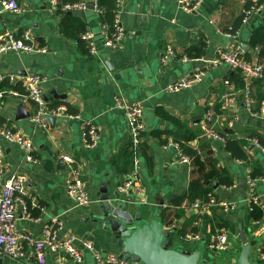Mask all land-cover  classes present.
Returning a JSON list of instances; mask_svg holds the SVG:
<instances>
[{
	"label": "crops",
	"instance_id": "1",
	"mask_svg": "<svg viewBox=\"0 0 264 264\" xmlns=\"http://www.w3.org/2000/svg\"><path fill=\"white\" fill-rule=\"evenodd\" d=\"M15 1L21 12L0 15V35L11 32L20 39L22 32L29 30L46 52H5L0 55V75L42 76L46 106H63L66 114L53 116V124L46 121L45 127L39 126L31 121L36 105L22 103L9 93L22 86L15 87L7 79L0 81V92L6 94L0 103L2 125L28 135L35 148V161L29 162L19 146L0 137L4 169L0 187L13 174L26 178L20 193L25 203L15 206L17 229L40 236L56 219L62 224L59 238L74 236L79 249L83 241H90L103 254L119 255L109 228L94 219L99 189L107 183L120 200L140 206L144 216L175 228V249L202 251V258L212 264H234L242 247L238 237L241 228L249 239L258 241L255 258L264 264L259 254L264 250V152L253 143L256 140L264 147V80L249 81L254 101L249 109L240 92L243 82L239 71L225 63L201 61L215 57L219 49L231 51L236 47L243 59L259 61L264 42L251 47L249 40L253 31L264 26V0H202L191 13L180 8L179 0H123V38L113 49L104 46L102 21L87 7V0H79L86 2V9L66 12L58 10L57 0ZM254 4L259 11L242 23L245 9ZM66 15L80 20L85 30L93 33L97 55L89 54L75 38L63 33ZM197 71H203L198 82L169 91L176 81ZM231 85L239 92L235 101L224 107L223 96ZM116 97L143 105L144 131L137 148L130 145L125 113L116 107ZM18 107H22L19 112ZM209 110L214 113V130L226 138L224 143L203 134L204 116ZM90 125L99 135L93 147L83 141ZM169 143L195 151L202 160H215L223 178L231 182H214L213 193L233 203L231 210L214 208L202 215L186 207L187 201L173 203L187 192L192 167L178 160L176 149ZM64 155L71 156L80 167L91 198L86 206L77 205L66 193ZM134 169L139 172L141 194L120 192L118 187ZM248 177L258 180L255 190L263 205L256 209V218L250 216L245 200ZM218 227L228 231L229 244L224 251L207 247L209 235ZM1 264H35V260L32 256L20 260L2 256ZM46 264L94 261L87 253L77 263L68 254L57 252L46 255Z\"/></svg>",
	"mask_w": 264,
	"mask_h": 264
},
{
	"label": "built area",
	"instance_id": "2",
	"mask_svg": "<svg viewBox=\"0 0 264 264\" xmlns=\"http://www.w3.org/2000/svg\"><path fill=\"white\" fill-rule=\"evenodd\" d=\"M202 0H179L180 8L191 13L197 9ZM92 9L97 15L101 13V9L98 7L96 0H92ZM123 0H115L114 9L115 16L112 24L113 31L110 34L107 25L101 23V34L103 44L109 49L115 48L123 38V28L120 22V12L122 9ZM72 8L86 9V2H75L63 4V10H71ZM259 11V7L256 4L245 9L242 16V23H247L250 16ZM3 12L19 13L21 7L15 0H0V15ZM82 41L86 45L88 53L91 55H97V49L95 46V37L93 33L86 29L80 35ZM257 50V49H256ZM5 52L13 53H45L46 48L39 46L35 43L33 36L29 30L22 32L20 39L16 38L11 32H5L0 35V55ZM259 61H247L243 59L241 50L236 47L229 50H218L217 55L213 58H203L206 64L218 65L219 63H225L231 67V69L238 70L243 87L240 89L243 101L247 108H251L254 101L251 95L249 81L252 79L264 80V55L258 57ZM203 76V71H197L192 73L188 77H184L172 84L168 89L172 92L180 91L184 88L190 87L193 83L198 82ZM7 79L11 85L20 84L23 88V92L16 90H10V95L18 98L22 103H34L36 105V112L31 117V121L39 126H46L47 116H56L63 112L65 108L57 107L49 109L46 106V100L44 99V92L42 89V83L44 78L37 74H29L24 77L18 75H0V81ZM226 84H230L227 80ZM230 90L223 96V106L228 107L235 101V97L238 90H234L232 85L229 86ZM3 96V92H0V97ZM115 105L125 113L129 140L131 147L137 148L142 140V132L144 131L143 123V105L141 102L128 101L122 97L115 98ZM63 115V116H64ZM78 118V116H75ZM214 113L207 111L204 116V122L202 125L203 134L209 138L216 139L222 143L226 141V138L218 134L214 128ZM83 141L87 147H93L96 145L99 135L94 126H89L86 132L83 134ZM0 137L10 143H14L19 146L25 155V158L29 162H34V144L32 139L21 132L20 130L12 129L10 127L0 124ZM254 145L259 147L264 152L262 147L256 140H253ZM169 146H173L178 155V160L190 164V159L185 156L178 145L169 143ZM62 160L67 167L65 189L67 195L80 206H86L91 202L86 187L82 180V173L79 165L69 155L62 156ZM4 169L0 159V178L3 176ZM138 170L134 169L126 174L124 181L118 187L120 192L134 191L136 194H141V185L139 181ZM25 176L22 174H13L9 178L3 180L0 187V264L2 256H9L14 259H27L32 256L35 260V264H46V255L48 253L64 252L72 257L77 263H81L85 254H89L94 261V264H128L119 255L115 254H103L93 242L83 241L82 248L79 249L75 245V237L70 236L66 238H59L57 236L58 230L61 229V222L53 219L51 224L47 225L40 236H34L31 233L17 229L15 206L20 203L24 205V200L20 196L25 183ZM258 180L254 178H247L248 195L246 197V204L248 211L251 213L255 207L262 208V202L259 195L256 193L255 187ZM142 202L143 199L140 198ZM189 207L195 210L199 214H208L214 208H218L223 212H228L232 209L233 203L224 199L217 198L214 193H208L204 199H198L190 204ZM25 211H26V207ZM264 227V224H263ZM190 235L187 236V238ZM193 238H197L196 235H192ZM229 244L228 231L225 227H218L213 233H211L207 240V247L215 251H224ZM29 251V253H27ZM261 260H264V250L260 253Z\"/></svg>",
	"mask_w": 264,
	"mask_h": 264
},
{
	"label": "water",
	"instance_id": "3",
	"mask_svg": "<svg viewBox=\"0 0 264 264\" xmlns=\"http://www.w3.org/2000/svg\"><path fill=\"white\" fill-rule=\"evenodd\" d=\"M87 7L92 9V0H87ZM106 65L110 67L109 63ZM21 109L18 107V112ZM55 120L53 116L46 117L49 124ZM98 197V213L94 219L109 228L112 245L128 264H212L202 258V251L175 249V228H169L149 215L144 216L140 213V206L129 200H120L117 192L111 191L107 183L100 187ZM238 237L242 247L234 264H258L255 258L258 241L249 239L241 228Z\"/></svg>",
	"mask_w": 264,
	"mask_h": 264
},
{
	"label": "trees",
	"instance_id": "4",
	"mask_svg": "<svg viewBox=\"0 0 264 264\" xmlns=\"http://www.w3.org/2000/svg\"><path fill=\"white\" fill-rule=\"evenodd\" d=\"M57 2L58 10L66 12L67 10L62 9L63 4L75 3L79 2V0H57ZM96 2L98 7L101 9V13L99 14V16L102 24L107 25L108 31L111 34L113 31L112 24L115 16V0H96ZM84 27L85 25L80 20L70 15H66L65 22H63L62 24L61 30L66 36L75 38L77 44H81L82 46H84V48H86L85 43L80 37V35L85 31ZM71 32L73 33L71 34ZM263 42L264 26L253 31L249 40V44L251 45V47H256L257 45H261ZM259 55L263 54L259 52ZM5 82L6 81H3V85H5ZM17 85L19 84H16L15 87H17ZM7 87L9 88L10 85L8 84ZM19 91L23 92V88L21 87ZM5 97L6 94L0 97V103L5 100ZM0 124H2L1 117ZM180 149L182 150L183 154L190 159V165L192 169L187 192L173 201L175 205L181 204L183 201H187L186 206H188L198 199H204L208 193L214 192L212 186L214 182H218L220 184H229L231 182L230 180L223 178L224 172L221 168L217 167L214 159H208V157H206V159L202 160L195 151L184 146H181ZM256 209L257 207H255L254 210L250 213L251 217H257L258 211Z\"/></svg>",
	"mask_w": 264,
	"mask_h": 264
}]
</instances>
